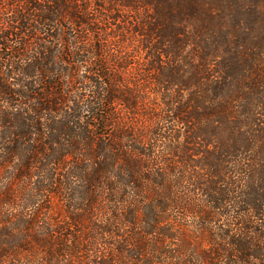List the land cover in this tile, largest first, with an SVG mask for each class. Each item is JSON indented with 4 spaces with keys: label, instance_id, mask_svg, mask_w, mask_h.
Listing matches in <instances>:
<instances>
[{
    "label": "trees",
    "instance_id": "16d2710c",
    "mask_svg": "<svg viewBox=\"0 0 264 264\" xmlns=\"http://www.w3.org/2000/svg\"><path fill=\"white\" fill-rule=\"evenodd\" d=\"M0 264H264V0H0Z\"/></svg>",
    "mask_w": 264,
    "mask_h": 264
},
{
    "label": "rangeland",
    "instance_id": "374dc122",
    "mask_svg": "<svg viewBox=\"0 0 264 264\" xmlns=\"http://www.w3.org/2000/svg\"><path fill=\"white\" fill-rule=\"evenodd\" d=\"M59 205H60V207H61V203H59ZM60 208H58V210H59ZM60 211H61V209H60ZM66 215V214H65Z\"/></svg>",
    "mask_w": 264,
    "mask_h": 264
}]
</instances>
